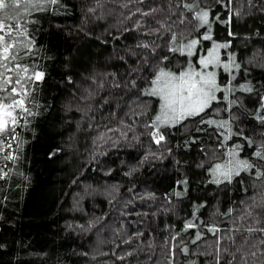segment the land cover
<instances>
[{
  "label": "trees",
  "instance_id": "obj_1",
  "mask_svg": "<svg viewBox=\"0 0 264 264\" xmlns=\"http://www.w3.org/2000/svg\"><path fill=\"white\" fill-rule=\"evenodd\" d=\"M243 2L238 0L237 6ZM253 3L255 7L245 5L230 24L212 27L214 39L232 43L221 50L222 59H227L225 52L234 53L246 69L234 83L254 86L252 93H236L242 105L233 109V131L243 129L244 135L258 139L260 128L251 113L256 92H264V67L258 66L264 60L253 59V53H264V0ZM94 4L95 0H60L36 13L38 23L29 26L35 44L28 63L45 76L33 85V115L16 129L18 159L0 160V167L7 164L9 172L0 179V264H166L170 257L165 241L182 230L196 205H205L197 213L200 221L227 227L224 216L213 218L217 209L223 213L230 207L243 208L241 202L264 183L245 172L231 183L210 182L209 164L223 162L228 148L244 141L233 137L222 147L213 127L199 124V117L197 122L185 121L186 127L165 129L166 144L151 141L144 125L154 118L159 102L147 96L129 100L136 90L127 87L132 80L148 87L156 64L150 57L152 67L144 65L145 50L137 45L151 37L125 30L136 19L119 15L126 9L109 15L106 9L115 6L107 3L89 13ZM209 4L213 15L228 19L220 5L213 0ZM164 54L171 62L159 66L172 71L187 59L166 49L160 53ZM229 115L221 111L209 118ZM192 140L195 143H185ZM251 153L245 144L239 158H250ZM185 179L186 191L178 183ZM175 192L182 195L176 197ZM254 211L264 217V208ZM185 235L190 251H177L172 264H208L212 257L203 254L205 241L211 243L215 237L205 232L200 249L193 252L197 246L190 243L192 233Z\"/></svg>",
  "mask_w": 264,
  "mask_h": 264
},
{
  "label": "snow or ice",
  "instance_id": "obj_2",
  "mask_svg": "<svg viewBox=\"0 0 264 264\" xmlns=\"http://www.w3.org/2000/svg\"><path fill=\"white\" fill-rule=\"evenodd\" d=\"M213 2L225 10L227 20L222 21L219 14L213 15L209 0H95V4L87 11L95 13L97 8L103 9L107 3L115 6L106 9L109 15L116 13L117 8L126 9L127 12L121 11L119 15L127 20H132L133 17L136 19L132 21L133 27L125 30L139 31L142 35L151 37L147 42L137 45L145 50L142 54L143 64L151 68L150 57L156 64L147 81L148 87L137 86L135 80L127 87L129 90H136L129 100L147 96L156 98L159 102L154 118L144 125L146 129H150L147 134L153 143L166 144L165 129L178 125L186 127L185 121L197 122L196 118L199 117V124L213 127L222 147L233 137L244 141V144L235 143L230 146L223 154L226 156L223 162L209 164L211 183H231L242 172L252 174L255 180L264 181V92H256L257 103L251 113V118L260 128L259 138L244 135L243 129L233 131L236 119L233 109L240 110L242 105L236 93H252L254 86L250 82L234 83L237 74L246 72V69H242L234 53L225 52L227 59H222L221 50L231 48L232 43L231 40L218 42L214 39L212 27L220 22L230 24L233 17L242 14L245 5L249 8L256 5L253 0H244L239 6L238 0ZM59 4L60 0H0V160L15 162L18 159L16 151L20 143L16 129L33 115L29 107L33 85L42 81L45 76L43 71H37L28 63L35 44L29 26L38 23L33 18L36 13L48 11L51 6ZM260 11H264V7ZM228 35L235 38L236 34L229 31ZM157 41L162 43L158 44ZM165 49L167 53L187 58L177 71L168 69L167 65L159 66L165 61L171 62L168 54L160 55ZM257 56L264 60V53L254 52L253 59ZM192 57H195V62ZM258 66L264 67V64ZM217 69L227 73V77H220ZM220 105L224 107L221 108ZM221 111L231 115L219 120L209 118L213 114L219 116ZM204 130L206 129H196L197 132ZM185 143H195V140ZM245 144L252 149L251 157L241 159L240 151ZM7 167V164L0 167V179L9 175L5 171ZM178 183L184 185L186 191L187 180ZM174 195L180 197L182 193L175 192ZM241 203L244 204L243 208L230 207L223 213L217 209L213 214V218L216 215L224 216L227 227L200 221L197 213L205 205H196L192 218L183 223L182 230L170 235L165 241L170 257L166 264H172L177 251L188 255L190 248L185 234L189 232L192 233L190 243L197 246L193 252L200 249L198 242L204 240L205 232L215 237L211 243L205 241L203 254L212 257L208 264H264V217L254 211L255 208H264V183H261L255 195ZM137 235L142 233L138 231ZM123 242L131 243L130 240ZM191 264L196 262L192 261Z\"/></svg>",
  "mask_w": 264,
  "mask_h": 264
}]
</instances>
